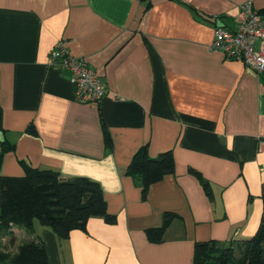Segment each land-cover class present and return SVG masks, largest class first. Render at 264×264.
Here are the masks:
<instances>
[{
	"label": "crops",
	"instance_id": "0c3cea01",
	"mask_svg": "<svg viewBox=\"0 0 264 264\" xmlns=\"http://www.w3.org/2000/svg\"><path fill=\"white\" fill-rule=\"evenodd\" d=\"M245 1L0 0V147L14 144L1 173L30 165L87 176L116 215L92 217L66 239L34 220L0 248L15 253L36 237L49 264H194L197 241L237 251L256 233L264 77L211 48L216 26L234 30ZM253 2L264 15V0ZM59 40L102 77L99 103L78 100L70 72L51 60ZM145 144L152 157L171 151L175 169L143 196L127 168ZM167 211L180 218L150 241Z\"/></svg>",
	"mask_w": 264,
	"mask_h": 264
},
{
	"label": "trees",
	"instance_id": "16d2710c",
	"mask_svg": "<svg viewBox=\"0 0 264 264\" xmlns=\"http://www.w3.org/2000/svg\"><path fill=\"white\" fill-rule=\"evenodd\" d=\"M0 123V132H3ZM30 131H34L30 128ZM105 145L111 147L112 140L105 130ZM14 150V144L3 139L0 147V239L14 237V228L31 229L34 220L51 228L59 238L66 239L74 229L86 231L92 217H102L108 223L116 222V215L110 214L102 186L87 176L63 178L52 169L25 166L23 175H5L1 165L5 153ZM175 162L171 151L157 157L150 156L147 145L134 154L127 168V174L141 185L146 196L151 184L173 173ZM204 188L211 194L209 183ZM261 197L263 212L256 233L243 240L238 249L232 245L219 246L214 240L197 241L194 246V264H264V183ZM180 218L167 211L160 227L149 228L147 237L152 242H161L172 221ZM0 264H49L46 246L41 238H32L19 245L17 252L0 248Z\"/></svg>",
	"mask_w": 264,
	"mask_h": 264
},
{
	"label": "built area",
	"instance_id": "2783aa9c",
	"mask_svg": "<svg viewBox=\"0 0 264 264\" xmlns=\"http://www.w3.org/2000/svg\"><path fill=\"white\" fill-rule=\"evenodd\" d=\"M211 48L264 77V15L255 8L253 0L242 3L234 30L216 26ZM51 60L70 72L69 81L78 100L99 103L105 97L107 88L100 74L85 59L70 54L64 40L53 46Z\"/></svg>",
	"mask_w": 264,
	"mask_h": 264
},
{
	"label": "rangeland",
	"instance_id": "374dc122",
	"mask_svg": "<svg viewBox=\"0 0 264 264\" xmlns=\"http://www.w3.org/2000/svg\"><path fill=\"white\" fill-rule=\"evenodd\" d=\"M236 252H237V255H239L238 250Z\"/></svg>",
	"mask_w": 264,
	"mask_h": 264
}]
</instances>
